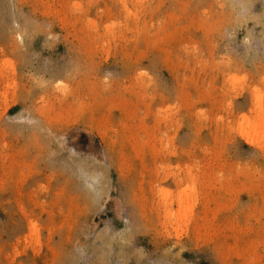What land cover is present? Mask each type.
I'll return each mask as SVG.
<instances>
[{
    "label": "rangeland",
    "instance_id": "obj_1",
    "mask_svg": "<svg viewBox=\"0 0 264 264\" xmlns=\"http://www.w3.org/2000/svg\"><path fill=\"white\" fill-rule=\"evenodd\" d=\"M262 118L264 0H0V264H264Z\"/></svg>",
    "mask_w": 264,
    "mask_h": 264
},
{
    "label": "bare ground",
    "instance_id": "obj_2",
    "mask_svg": "<svg viewBox=\"0 0 264 264\" xmlns=\"http://www.w3.org/2000/svg\"><path fill=\"white\" fill-rule=\"evenodd\" d=\"M263 119V118H262ZM261 124H255L249 122L248 127L245 128V132H247L254 141L261 142L264 140V119L260 121ZM241 130L243 131V124L240 126ZM196 199H192L188 202V208H192L195 205Z\"/></svg>",
    "mask_w": 264,
    "mask_h": 264
}]
</instances>
